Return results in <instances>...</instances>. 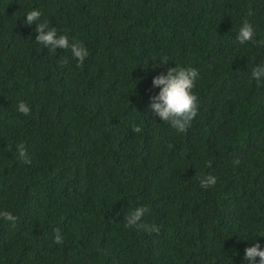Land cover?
I'll use <instances>...</instances> for the list:
<instances>
[{
    "label": "trees",
    "instance_id": "1",
    "mask_svg": "<svg viewBox=\"0 0 264 264\" xmlns=\"http://www.w3.org/2000/svg\"><path fill=\"white\" fill-rule=\"evenodd\" d=\"M44 21L83 43L82 65L35 42ZM259 41L264 0H0V212L17 217L0 218V264H247L264 249ZM176 66L199 73L185 133L150 108L153 78ZM141 206L158 233L125 226Z\"/></svg>",
    "mask_w": 264,
    "mask_h": 264
},
{
    "label": "clouds",
    "instance_id": "2",
    "mask_svg": "<svg viewBox=\"0 0 264 264\" xmlns=\"http://www.w3.org/2000/svg\"><path fill=\"white\" fill-rule=\"evenodd\" d=\"M41 12L33 10L26 15V24L31 25L34 21L40 20ZM37 33L35 42L48 48L50 52L56 53L57 49L67 50L70 48L72 56L78 61L80 66L84 63L86 57L89 55L87 48L81 42H74L69 44L68 37L65 35H58L55 28H49L47 21L37 23L35 28ZM254 30L252 25L245 20L239 33L236 37L237 41L241 44L254 42ZM257 43L264 44V41ZM66 64L67 61H61ZM167 65V57L159 63ZM198 71L192 68H183L176 66L175 68H168L165 74L157 75L152 80L153 88H159L158 95L151 98V112L155 117L161 121L170 124L178 133H185L190 127L193 119L198 115V97L193 94L195 81L198 78ZM252 78L259 83L264 80V65H258L252 70ZM17 111L21 114L28 116L31 113L30 107L25 102H20ZM132 131L135 133L142 132L140 126L134 125ZM19 157L25 164H31V159L26 154V149L23 144L17 146ZM239 163V161H236ZM217 179L213 175H207L200 180V187L208 189L214 187ZM149 209L141 206L132 210L125 218L127 223L126 227H138L148 233H158L159 228L155 224H147L143 222V217ZM0 218L7 222H11L15 227L17 217L9 212H0ZM54 243L61 244L63 242L60 230L54 229ZM259 258V264H264V249L257 243L252 247L245 249L244 259L247 264H255Z\"/></svg>",
    "mask_w": 264,
    "mask_h": 264
}]
</instances>
